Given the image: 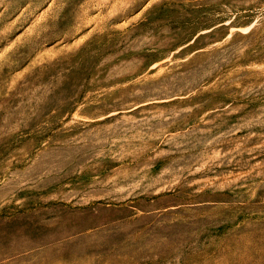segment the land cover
Masks as SVG:
<instances>
[{
    "label": "rangeland",
    "instance_id": "374dc122",
    "mask_svg": "<svg viewBox=\"0 0 264 264\" xmlns=\"http://www.w3.org/2000/svg\"><path fill=\"white\" fill-rule=\"evenodd\" d=\"M0 264H264V0H0Z\"/></svg>",
    "mask_w": 264,
    "mask_h": 264
}]
</instances>
